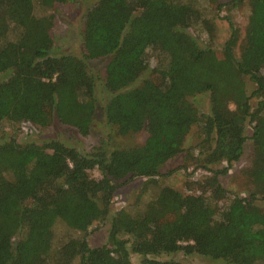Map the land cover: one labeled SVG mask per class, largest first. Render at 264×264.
Wrapping results in <instances>:
<instances>
[{"label":"trees","instance_id":"obj_1","mask_svg":"<svg viewBox=\"0 0 264 264\" xmlns=\"http://www.w3.org/2000/svg\"><path fill=\"white\" fill-rule=\"evenodd\" d=\"M72 1L0 0V127L12 128L0 139V264H133L130 255L138 264H189L159 259L178 253L264 264V0H248L238 58L233 26L216 49L213 19L198 5L218 11L219 0H88L81 56H55L53 16L37 11ZM147 50L156 54L150 69ZM100 58L105 123L119 136L143 131L144 142L90 154L58 141L19 144L21 123L44 128L57 119L88 134L96 103L88 62ZM201 94L206 113L189 101ZM247 124L250 156L239 172L248 190L218 205L226 191L217 177L239 160ZM193 127L198 141L185 151ZM194 151L208 175L190 182L189 193L157 185L164 163ZM133 178L144 181L132 207L110 216L104 245L89 247L87 229Z\"/></svg>","mask_w":264,"mask_h":264},{"label":"rangeland","instance_id":"obj_2","mask_svg":"<svg viewBox=\"0 0 264 264\" xmlns=\"http://www.w3.org/2000/svg\"><path fill=\"white\" fill-rule=\"evenodd\" d=\"M220 9L215 6L207 4L204 1H199L198 5L208 17H211L214 22V47L220 50L224 41L228 38L231 26H233L234 33L232 39L231 53L234 57L240 56V46L244 37V30L250 15V6L248 0H219ZM88 0H74L67 3L53 2V4L45 9L38 10L39 15L51 14L53 16V26L51 29L52 51L53 55L70 54L80 57L82 54L81 48V26L82 17L85 10L91 5ZM229 20L230 22H227ZM145 60L148 63V69L155 67L156 54L154 52L146 51ZM107 58H100L88 62L91 72L96 77L95 85V112L91 121L89 132L86 136H80L74 129L65 126L57 119H52L49 126L41 128L28 123H21L15 129L17 142L19 144L34 143L42 145L49 141H58L67 147H72L81 154H90L95 148L102 146L106 150L112 148H130L141 145L146 134L143 131L137 133H128L124 136L116 134L113 126L105 123L102 115V106L109 98L107 93L102 88L104 79V66ZM148 69L133 83L132 86L137 85L142 79L146 78ZM4 75H0V80ZM199 112L206 113L208 110V96L207 94L197 95L189 98ZM12 132L10 127H0V139L6 138ZM251 133V125L247 124L244 135L246 140L239 160L232 163L227 173L223 176H218L217 180L221 187L226 191L225 199H222L218 205L223 206L226 201L234 196L242 197L248 190L244 178L240 175V169L243 168L250 156V141L248 137ZM195 127L186 135L183 141V149L185 151L193 148L197 144ZM196 151L193 152L192 157L183 156V154L174 157L167 161L159 168V175L155 178L157 185L168 186L172 189L189 193V183L195 180H200L208 175L207 171L203 170L196 163L199 157L195 159ZM224 165V164H222ZM184 167V169H183ZM220 166H212L218 168ZM90 176L98 177L97 171L90 172ZM143 178H133L130 181H125L117 188L113 194L110 202L108 215L100 221H95L87 229L84 238L89 247H99L106 243V235L108 229V220L110 216L120 209H130L137 195L139 194L140 185L143 183ZM146 195L142 196L140 200L145 199ZM62 234L64 230H61ZM73 238L79 237L81 234L72 230H66L67 234ZM64 235V234H63ZM174 259L178 261H185L189 264H222L220 261L203 258L197 255L184 256L182 254L162 255L159 259ZM138 257L130 255V261L133 264H138Z\"/></svg>","mask_w":264,"mask_h":264}]
</instances>
